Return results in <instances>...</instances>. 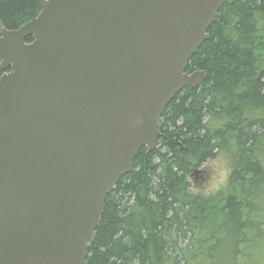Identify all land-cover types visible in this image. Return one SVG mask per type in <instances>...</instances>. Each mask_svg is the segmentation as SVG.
<instances>
[{
    "label": "water",
    "instance_id": "1",
    "mask_svg": "<svg viewBox=\"0 0 264 264\" xmlns=\"http://www.w3.org/2000/svg\"><path fill=\"white\" fill-rule=\"evenodd\" d=\"M225 1L40 0L0 26V264H87L108 193L206 79L187 65Z\"/></svg>",
    "mask_w": 264,
    "mask_h": 264
},
{
    "label": "trees",
    "instance_id": "2",
    "mask_svg": "<svg viewBox=\"0 0 264 264\" xmlns=\"http://www.w3.org/2000/svg\"><path fill=\"white\" fill-rule=\"evenodd\" d=\"M40 11L0 0V26ZM208 33L187 65L206 79L168 104L155 149L108 193L87 264H264V0L225 1ZM220 155L224 188L194 192L190 176Z\"/></svg>",
    "mask_w": 264,
    "mask_h": 264
},
{
    "label": "rangeland",
    "instance_id": "3",
    "mask_svg": "<svg viewBox=\"0 0 264 264\" xmlns=\"http://www.w3.org/2000/svg\"><path fill=\"white\" fill-rule=\"evenodd\" d=\"M228 174V159L220 155L190 176L192 190L205 195L215 194L226 185Z\"/></svg>",
    "mask_w": 264,
    "mask_h": 264
}]
</instances>
